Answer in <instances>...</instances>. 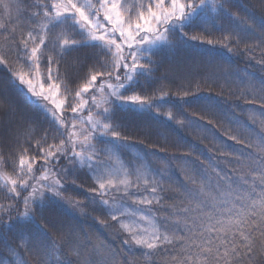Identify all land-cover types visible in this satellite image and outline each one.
Listing matches in <instances>:
<instances>
[{
  "label": "snow or ice",
  "instance_id": "snow-or-ice-1",
  "mask_svg": "<svg viewBox=\"0 0 264 264\" xmlns=\"http://www.w3.org/2000/svg\"><path fill=\"white\" fill-rule=\"evenodd\" d=\"M229 4L230 0L220 3L218 0H35L31 28L26 35L17 39L16 29L0 22V30L6 34V43L0 47V65L7 68L13 51L16 56V66L9 69L8 86L24 88L30 95L47 101L52 99V94L60 93L58 80L85 81L74 94L66 85L63 99H52L59 117L56 111L49 114L59 125L55 131L62 138L54 136L55 142H49V133L45 132L35 140L34 146L29 142L43 161L41 167L34 169L36 158L21 154L15 176L0 173V184L9 198L23 204L18 219L23 217L33 223L44 221L40 230L51 237L48 225L55 227L57 206L61 202L80 206L79 201L68 200L63 195L67 191L62 182L64 170L57 166L62 159H67L94 174L95 187L91 191L110 219L126 233L127 238L122 243L144 249L142 255L167 254L168 264H255L257 256H264V141L247 145L256 149L255 167L242 179L238 191L233 190L231 184L208 190L206 184L191 179L195 190L188 191L178 203L171 205L162 203L164 197L159 192L164 191L163 187L142 172L139 161L126 164L119 157L127 137L119 130L115 111L127 106L141 111L156 109L159 113L155 99H162L163 94L153 98L135 90L140 77L151 75L155 50L188 41L213 44L214 41H205L200 35H190L185 28H192L197 18L217 7L234 17L239 29L225 36V41L242 40L243 33L256 28L249 18L231 12ZM0 5L5 10L13 7L10 0H0ZM54 28L63 31L50 39ZM259 30L264 36V23ZM78 48L97 49L90 57L93 62L89 64V57H85L78 65L66 67L61 73L59 65L65 53ZM42 58L43 74L40 71ZM33 74L38 81L43 75L47 87L41 83L37 91ZM89 93L85 99L84 94ZM97 93L104 97L103 106L97 103ZM70 95H74L75 103L69 100ZM0 101L3 102L0 108L6 109L7 115L23 118L8 97L3 82H0ZM260 102L264 104V97ZM65 109L74 115V120L63 118ZM84 111L88 114L83 123H78ZM166 115L173 118L171 112ZM26 135L31 138V130ZM20 151L27 153V148L20 145ZM5 162L0 155V166ZM152 205H159L165 211L163 231L144 211L145 206ZM13 209V203L0 204V222ZM122 218H128L129 223H124ZM148 225H152L151 229ZM34 247L31 240L24 241L10 250L11 256H21ZM107 251L102 242L81 243L71 234L61 235L51 238V250H43L40 264H48V255L52 256L54 264H59L56 254L65 252L69 255L68 264H100Z\"/></svg>",
  "mask_w": 264,
  "mask_h": 264
},
{
  "label": "trees",
  "instance_id": "trees-1",
  "mask_svg": "<svg viewBox=\"0 0 264 264\" xmlns=\"http://www.w3.org/2000/svg\"><path fill=\"white\" fill-rule=\"evenodd\" d=\"M10 2L13 7L9 10L0 5V22L15 28V36L19 39L31 28V13L35 11L32 5L35 0ZM220 2L223 0H218ZM229 8L231 12L249 18V22L256 25V28L243 33L244 39L230 38L225 41V36L234 30L239 31L234 17H230L227 12L222 13L219 7L209 10L197 18L192 28H185V31L190 35H200L205 41L212 40L213 44L188 41L159 48L152 55L155 63L151 75L140 77L137 81L135 90L138 94L153 98L163 94L162 99H155L156 105H170L179 117L180 121L175 123L161 120L164 139L156 128L160 125L157 124L160 116L153 110L141 111L125 106L115 111L116 122L120 121L129 128L128 138L138 145L159 173L164 189L160 195L164 197L162 203L165 205L178 203L188 191L195 190L196 185L191 183V179L206 184L208 190L231 184L233 190L238 191L242 179L247 178L250 168L255 167L253 159L256 157V149H250L247 145L264 141V104L260 102V98L264 97V36L259 30V26L264 23V0H230ZM61 31L62 28H54L49 38H54ZM5 35L0 30V47L6 43ZM75 38L80 39L78 36ZM96 51L78 48L65 53L59 65L61 73L66 67L78 65L79 60L85 57H89L88 63L91 64V54ZM15 59L13 51L8 67L0 65V77L9 76V69L15 67ZM40 63L44 68L43 58ZM53 70H56V65ZM57 82L61 84L59 94L63 93L66 85L69 91H75L70 81L61 79ZM81 87L78 86V89ZM12 90L17 98L25 100L37 117L38 128L36 136H33V146L34 141L45 132L49 133V142H55L52 140L54 136L62 138L55 131L59 125L49 116V110L44 108L49 106L48 100L30 95L24 88ZM90 94H84V98L87 99ZM97 95V103L103 106V95ZM89 107H92L91 101ZM48 109L56 111L59 117L55 106ZM96 110L93 108V111ZM87 114L84 111L77 122L83 123ZM63 118L66 121L75 119L68 110L63 113ZM253 120L256 122L253 123ZM233 136L237 139L233 140ZM7 138L5 136V139H0V155L6 161L0 166V173L15 176L21 154L29 159L36 158L34 169L41 167L43 161L33 147L27 150L30 153H22L20 147L11 144ZM57 167L64 170L61 175L67 191L63 195L68 200L79 201L80 206L61 202L56 210L55 227L48 225L51 231L49 237L40 230L44 221L33 223L23 217L18 219L23 204L19 200L12 201L3 184H0V204H14V209L0 222V258L10 251L21 235L34 232L42 248L48 250H51V238L61 235L66 237L71 234L81 243L86 240L102 242L108 251L100 264H168L167 254L149 257L142 255L144 249L122 243L127 238L126 233L110 219L104 206L96 199L91 191L95 184L85 169L67 159H62ZM65 205L70 206L71 209L67 206L68 209L75 215ZM154 215L162 227L165 211L159 209ZM88 250L91 251L90 248ZM29 256L27 260L30 264H40L37 252ZM61 256L66 257L65 254ZM255 264H264V256H257Z\"/></svg>",
  "mask_w": 264,
  "mask_h": 264
},
{
  "label": "rangeland",
  "instance_id": "rangeland-1",
  "mask_svg": "<svg viewBox=\"0 0 264 264\" xmlns=\"http://www.w3.org/2000/svg\"><path fill=\"white\" fill-rule=\"evenodd\" d=\"M95 2V0H94ZM16 66V65H15ZM45 68H42L41 65V73H44ZM83 75V71H81V76ZM9 79V76H5V77H0V82H3L5 85V90L8 94V97L10 98V100L12 101V104L14 105V107L16 108L17 112L22 114V119H16L13 117H10L9 115L6 114V109L0 108V115H1V122H0V139H5L6 138L9 140V142L13 145H16L17 147H20V145H23L24 148H27V150H30V146H29V142H33L35 135V131L38 128V121H37V117L35 115V112L33 113L31 109H29V106H27V104L25 103V100H23L22 98H17V95L13 92L12 87H8L7 85V81ZM44 83L45 88L47 87V82L44 81L43 79V75L41 77V79L38 81L35 78V75L33 74V84L34 86L37 88V91L40 90V84ZM85 83V81L83 79H79L77 81V83H73V88L75 89V91L79 90L78 86H82ZM74 91V92H75ZM72 93V91H70ZM73 92V94H74ZM47 94V93H46ZM65 95V92L63 91V93L61 94H52V99H55L57 101H59L60 99H63ZM52 99L48 100V104L49 106H46L44 108H46L47 110H49L48 112H52V109H48V107H53L55 106L52 102ZM69 100H71L73 103H75V98L74 95H70L69 96ZM3 102L0 101V104H2ZM157 107L159 108V113H157L156 109H152L159 117V120H157V124L160 123V125H157L156 128L159 131V133L161 134V138L164 139L165 138V133H164V129L162 127V123L161 120L163 121V119H166L168 121H172L173 123L180 121L179 117L176 115L175 111L173 110V108L170 105H165V104H161V105H157ZM67 109H65L66 111ZM59 111V110H58ZM64 111V112H65ZM171 112L173 114V118L169 119L166 115V113ZM50 116V114H49ZM117 123L120 125L119 130L121 131V134L123 136L127 137V140L121 145L120 151H119V157L120 159L125 162L126 164H137V161L140 162L141 166V170L145 175L151 176L154 178V181L161 186V182H160V176L159 173L157 172V170L155 168H153L151 166V164L148 162L147 157L145 156V154L143 153V151L138 147L137 144L133 143V141H130V137L128 136L129 132V128L125 125H122V122L117 121ZM31 130V138H29L26 134L27 132ZM129 137V138H128ZM31 140V141H30ZM35 142V141H34ZM98 147H105V145H99ZM107 147L111 148V145H107ZM27 153H30L27 152ZM83 169H85L87 171V173L89 174V176L91 177V179L94 182V174L91 173L90 169L86 168V167H81ZM145 195H147V193H145ZM160 195V192H159ZM161 196V195H160ZM71 205V204H69ZM68 206V205H67ZM66 205L64 206L67 210H69L73 215H75L73 213V211H71V207L68 206L70 209H68ZM160 209L159 205H152V206H145L144 207V211L146 213H149L151 216V219L154 222V225L156 227H160L161 231H163L164 229L159 225L156 216L154 215L155 211H158ZM122 220L124 221V223H129V219L128 218H122ZM135 223V222H133ZM148 227L151 229L152 225H148ZM38 236H36L34 234V232L29 233L27 235H21V237L19 238V240L16 242L15 245H13L11 247L12 248H16L18 244L24 242V241H29L31 240L33 242V244L35 245V247L33 248V251L31 252H24L22 253L21 256H11V252L9 251L8 253L5 254V256H3L2 258H0V264H23V261H27V264H30L28 262L27 259H29V255L30 253H34L37 252L38 256L40 257V254L43 252L44 249L46 248H42L41 243L38 240ZM40 244V247H39ZM10 249V250H11ZM50 251V250H49ZM57 256V261H59V264H68L69 261V255L67 252H65V256L66 257H62L60 254H56ZM60 256V257H59ZM73 259H75V257H73ZM47 261L48 264H54L52 256L48 255L47 256Z\"/></svg>",
  "mask_w": 264,
  "mask_h": 264
}]
</instances>
